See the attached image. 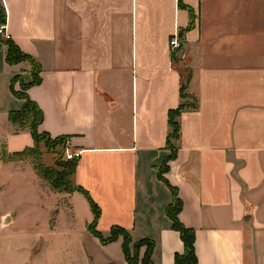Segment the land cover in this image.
I'll list each match as a JSON object with an SVG mask.
<instances>
[{
    "label": "crops",
    "instance_id": "crops-1",
    "mask_svg": "<svg viewBox=\"0 0 264 264\" xmlns=\"http://www.w3.org/2000/svg\"><path fill=\"white\" fill-rule=\"evenodd\" d=\"M0 9L2 34L39 69L24 91L41 113L36 130L68 137L77 154L68 181L98 208L102 238L119 227L131 244L152 243L151 264H173L183 247L164 213L171 188L195 264H264V0H0ZM2 34L0 152L10 156L32 146L8 121L23 104L11 80L25 85L31 71L5 64ZM183 102L195 106L174 119V157L158 178L167 115ZM11 168L0 156V264H127L120 237L101 245L87 230L81 194Z\"/></svg>",
    "mask_w": 264,
    "mask_h": 264
},
{
    "label": "trees",
    "instance_id": "trees-1",
    "mask_svg": "<svg viewBox=\"0 0 264 264\" xmlns=\"http://www.w3.org/2000/svg\"><path fill=\"white\" fill-rule=\"evenodd\" d=\"M2 23H3V14H2V11L0 9V25H2ZM2 42H4V44H5V55H4L5 64L10 65V64H16V63L21 62V61H26L30 64V71H31V80L29 83H27L25 85L23 83H21L19 78L16 76L13 77V79L11 80V86L15 82L18 83L19 89L21 90V95L15 91H12V89H11V92L15 98L21 99L23 101V104H22V107L19 111L9 114L8 121L11 125L18 126L21 129L24 128L25 130L28 131V133L31 137V140H32V146L30 148H25L21 152L14 153L10 156L15 157V156H18L21 154H26V155L30 154L31 155L34 153H36V156H37L39 154L37 157H35L33 159V161H35V164H33L32 162L30 164L32 166L34 173L38 177L45 178V180H46L47 174L45 173V171L41 167L42 166V159H41L42 153L39 152L40 151V149H39L40 142H42L43 140H51V141H54L55 144H60V143L63 144L65 142H68V137H56L54 139H51L47 134L37 132L36 128L39 125V123L41 122V113L35 107V105L27 99V97L24 94V91L27 87L33 86L39 82V78L37 76L39 69L30 57L21 54L18 51V49L15 47V45L13 43H11L8 39H3ZM182 89H183V87H181V90ZM181 98L185 99L186 97L183 94H181ZM194 106L195 105L193 103L189 104L187 102H183L175 110L170 111L168 113L167 124H168L170 132H169L167 139H166V147L169 150V155L164 159L160 169L157 171V177L158 178H160V173L165 171L166 162L174 157V153L172 151V148L168 144V139H175L177 137V133H178V125L174 121V119L177 117L178 113L181 110L188 108V107L194 108ZM13 117H16L18 119L16 120ZM43 146L45 148V145H43ZM47 153L51 154L52 160H55V155L52 152L47 151ZM4 154H5L4 150L1 149V152H0L1 160H2V156H4ZM74 168H75V160L73 162V165L71 167H69L68 172L62 174L61 177H62L63 181L59 180V184H60L61 189L57 188L55 186V184H53L52 182H49L46 180L48 186L53 191H55L57 193L68 194V193H72V192H77L85 198V200L88 204V207L90 209V212L92 214V220H91V223L87 226V230L89 231V233L93 237L98 239V241L101 245H105L109 242L114 241L118 237H120L122 240L123 257H124V260L127 264H137L138 263L137 262V251H138V248L140 246L144 245L146 249H145V252H144L139 264H151L150 260H149V254H150V250L152 248L151 242L139 241L137 243L131 244L128 233L119 227H111L109 229V233H108V236L106 238H102L94 230V225H95V222L98 218L99 211H98V208L90 200V198L87 196L86 193H84L80 188L73 186L68 181V177L74 172ZM48 171L52 172L51 169L47 170V173H48ZM68 187H70V190L67 189ZM168 189H169V192L171 195V199H170L169 205L165 208L164 213H165V216L170 221L171 229L177 233L179 240L181 241V244L183 247L181 255H175L173 257V264H195V256H194V250H193V232L189 229H185L177 221L176 216H177V213L179 212V209H180V202L176 198L175 190L171 189V188H168Z\"/></svg>",
    "mask_w": 264,
    "mask_h": 264
},
{
    "label": "rangeland",
    "instance_id": "rangeland-1",
    "mask_svg": "<svg viewBox=\"0 0 264 264\" xmlns=\"http://www.w3.org/2000/svg\"><path fill=\"white\" fill-rule=\"evenodd\" d=\"M15 92H17L18 94L21 95V90L19 89V87H18V91H15ZM13 118H15L16 120L18 119L16 117H13ZM13 127L15 130H25L24 128H22V129L19 128L18 126H13ZM43 145H45V148ZM39 149H40L39 152L42 153V158H41L42 159V166L41 167L45 171V173L47 174L46 180L55 184V186L57 188H60L59 180L63 181L62 177H61L62 174L68 172L69 167H71L73 165V162L76 159V157L73 156L74 152L69 147L68 142H65L63 144L62 143L55 144V142L51 141V140H43L42 142H40ZM47 151L48 152L50 151L55 155V160H52L51 154L47 153ZM34 154H31V155L30 154H28V155L21 154V155L15 156V157L4 154V156H2V160L4 163H9V162L12 163L11 169L13 171L25 173V175L27 176L26 173L33 171L30 163L32 162L33 164H35V161H33V159L39 155L38 154L36 156V153H34ZM70 155H71V157H68ZM50 169L52 170V172L48 171V173H47V170H50ZM37 179H39V181H41V183H43L44 185L48 186L45 178L38 177ZM67 189L70 190V187H68ZM51 191H53V190L51 189ZM21 192H22L21 188L20 189L15 188L13 191V196L18 195ZM53 192H55V191H53ZM59 194L63 195V193H59ZM16 198L19 199L18 196Z\"/></svg>",
    "mask_w": 264,
    "mask_h": 264
},
{
    "label": "built area",
    "instance_id": "built-area-1",
    "mask_svg": "<svg viewBox=\"0 0 264 264\" xmlns=\"http://www.w3.org/2000/svg\"><path fill=\"white\" fill-rule=\"evenodd\" d=\"M2 29H3V27L0 25V35L2 34ZM2 37H3V39H7V36L5 34H2ZM168 47H169V49L171 51H174V50H176L179 47V43H178V40H177L176 35H172L169 38V40H168ZM73 156L76 157L77 154H73ZM68 157H71V155L68 156Z\"/></svg>",
    "mask_w": 264,
    "mask_h": 264
}]
</instances>
